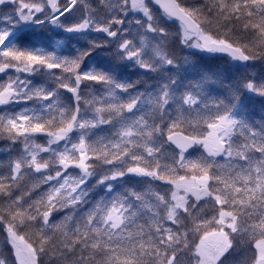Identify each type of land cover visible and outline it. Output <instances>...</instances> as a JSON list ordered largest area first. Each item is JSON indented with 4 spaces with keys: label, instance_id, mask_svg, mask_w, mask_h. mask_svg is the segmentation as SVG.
Returning a JSON list of instances; mask_svg holds the SVG:
<instances>
[{
    "label": "snow or ice",
    "instance_id": "6c2138e0",
    "mask_svg": "<svg viewBox=\"0 0 264 264\" xmlns=\"http://www.w3.org/2000/svg\"><path fill=\"white\" fill-rule=\"evenodd\" d=\"M0 264H264V0H0Z\"/></svg>",
    "mask_w": 264,
    "mask_h": 264
},
{
    "label": "trees",
    "instance_id": "16d2710c",
    "mask_svg": "<svg viewBox=\"0 0 264 264\" xmlns=\"http://www.w3.org/2000/svg\"><path fill=\"white\" fill-rule=\"evenodd\" d=\"M209 65L212 66L213 68L220 66L222 69L227 70V71H235V69L231 68L230 65L224 64L223 61H212L209 60L208 61ZM242 71V70H241ZM255 105L257 107L258 110V102H255Z\"/></svg>",
    "mask_w": 264,
    "mask_h": 264
}]
</instances>
